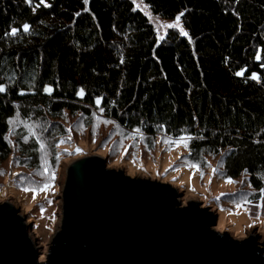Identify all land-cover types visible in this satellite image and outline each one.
<instances>
[{
    "label": "trees",
    "instance_id": "16d2710c",
    "mask_svg": "<svg viewBox=\"0 0 264 264\" xmlns=\"http://www.w3.org/2000/svg\"><path fill=\"white\" fill-rule=\"evenodd\" d=\"M145 3L166 21L183 13L187 36L160 39L132 0H44L35 11L0 0V165L16 119L66 124L103 109L128 132L184 138L195 165L218 158L226 177L263 192L264 0Z\"/></svg>",
    "mask_w": 264,
    "mask_h": 264
},
{
    "label": "rangeland",
    "instance_id": "374dc122",
    "mask_svg": "<svg viewBox=\"0 0 264 264\" xmlns=\"http://www.w3.org/2000/svg\"><path fill=\"white\" fill-rule=\"evenodd\" d=\"M132 1L150 19L159 38L174 32L183 35L181 29L187 33L181 20H163L150 12L145 0ZM176 23L178 27H162ZM90 114L67 116L66 124L12 122V155L0 165V203H11L27 219L41 262L62 227L68 169L92 156L129 177L170 184L182 195V206L199 202L216 212L218 232L240 241L255 236L264 244V191L254 190L245 176L229 179L218 158L203 167L195 165L186 157L184 138H148L141 131L124 130L102 111Z\"/></svg>",
    "mask_w": 264,
    "mask_h": 264
},
{
    "label": "water",
    "instance_id": "95a60500",
    "mask_svg": "<svg viewBox=\"0 0 264 264\" xmlns=\"http://www.w3.org/2000/svg\"><path fill=\"white\" fill-rule=\"evenodd\" d=\"M170 184L132 178L92 156L68 169L63 221L46 260L27 219L0 203V264H264V244L215 227L199 202L182 206Z\"/></svg>",
    "mask_w": 264,
    "mask_h": 264
},
{
    "label": "snow or ice",
    "instance_id": "6c2138e0",
    "mask_svg": "<svg viewBox=\"0 0 264 264\" xmlns=\"http://www.w3.org/2000/svg\"><path fill=\"white\" fill-rule=\"evenodd\" d=\"M26 2H28L29 4H33V0H26ZM86 2H87V0H86ZM43 3H44V0H39L38 3L33 4V10L35 11V9L38 8V7H40L41 4H43ZM47 6H50V5H47ZM77 15H78V14H77ZM180 15H183V13H181ZM180 15H178V16L176 17V21H177V22L180 20ZM178 26H179L178 23H176V24H166V25H162V27H168V28H173V27H178ZM23 29H24V31H28V30H29V26H28L27 24H25V25L23 26ZM16 32H17V29L13 28V29L11 30V35H15ZM181 32H182L183 35L187 36V33L184 32L183 29H181ZM6 35H8V33H6ZM160 38L163 39V37H160ZM256 59H260V57L257 56ZM242 74H243L242 72H241V73H237V75H242ZM252 78H253V79H258V77H256L255 75H253ZM45 90H46L49 94L52 92V89H51V88H47V89H45ZM3 91H5V88H4L2 85H0V92H3ZM79 94H80V95H83V91L81 90V92H80ZM96 104H97V105L100 104V100H99V99L96 100ZM100 110L103 111V109H100ZM106 123H110V121H106ZM70 131H71V129H69V132H70ZM139 131H140L139 129H136V130H135L136 133H139ZM182 139H183V138H182ZM214 171H215V170H214ZM229 182L231 183L232 181H229Z\"/></svg>",
    "mask_w": 264,
    "mask_h": 264
}]
</instances>
